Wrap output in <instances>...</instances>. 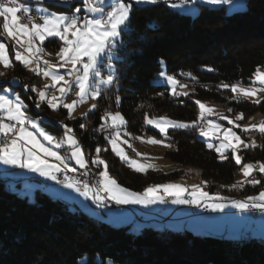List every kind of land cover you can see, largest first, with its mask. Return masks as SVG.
I'll return each mask as SVG.
<instances>
[{"label": "trees", "instance_id": "trees-1", "mask_svg": "<svg viewBox=\"0 0 264 264\" xmlns=\"http://www.w3.org/2000/svg\"><path fill=\"white\" fill-rule=\"evenodd\" d=\"M45 4L58 11L65 8ZM246 5V10L230 15L224 8L199 6L197 15L190 16L163 1L155 5L133 4L129 28L122 32L114 49L117 81L102 91L95 101L97 108L86 118L69 119L67 110L53 111L46 104L36 111L33 105L37 97L31 89L40 86V77L17 61H12L14 67L9 73L21 82L14 92L28 105L29 116L46 117L43 126L54 136L63 134L60 124H68L84 151L93 154L100 148L99 155L106 161L109 174L131 191L141 192L150 185L179 180L184 176L181 169L192 167L200 171L210 195L244 199L261 191L264 182L231 189L239 181L240 166L231 157L220 161L217 153L196 137V129L168 130L165 140L172 146L165 157L182 167L180 170L141 174L112 154L98 127L106 112H119L127 121L125 129L129 133L159 137L145 123V115L149 119L165 116L198 121L195 100L218 102L227 111L231 108V113H243L244 118L255 114L264 117V95L257 105L234 99L229 89L221 87L222 83L249 85L257 66H264V0H246ZM44 46L56 50L60 41L50 39ZM161 62L165 63L167 75L191 90L187 96H173L166 85L153 83L161 71ZM189 72L197 77L195 81L181 75ZM8 85L6 81L0 88ZM116 96L120 97L119 104ZM254 137L257 146L239 153L242 163L264 161V135L257 133ZM70 207L40 189L35 190L30 201L8 190L0 178V264H105L107 260L114 264H264V241L255 237L240 240L201 236L188 230H172L165 224L160 225L161 229L149 224L138 228L131 224L117 226ZM134 227L139 230L135 232Z\"/></svg>", "mask_w": 264, "mask_h": 264}, {"label": "snow or ice", "instance_id": "snow-or-ice-1", "mask_svg": "<svg viewBox=\"0 0 264 264\" xmlns=\"http://www.w3.org/2000/svg\"><path fill=\"white\" fill-rule=\"evenodd\" d=\"M59 2L70 4L72 0H59ZM160 2L161 0H127V2L126 0H83V11L90 14L92 18H89L88 15L83 17L78 15L82 11L81 7H75L74 13L71 15L48 12L47 9L40 8L37 11L40 13L39 21L42 22H37V18L30 14L31 10L18 3V0H0V18L3 19V24L0 25V34H6L19 45L20 49H23L20 51L14 48L16 61L37 76L51 81V84H45L42 89L35 87L31 89L38 97L36 107L40 108L44 103L53 111L62 107L67 109L68 118L72 119L74 118L73 112L79 105L86 104L89 100L96 101L104 89L113 86L117 81L111 61L114 49L117 47V40L121 37L122 32L129 28L133 3L155 5ZM163 2L174 9L197 3L210 6L230 5L238 12L246 7L242 0H180V3L163 0ZM189 15H197V10L192 8ZM50 37L58 38L62 42L56 53L57 63L43 59V55L49 53L45 52L42 45ZM105 57L108 60L106 67L109 69L106 77L101 71ZM0 65L5 69L14 67L7 46L3 42H0ZM60 69H65V74H61ZM208 71H213V69L208 68ZM4 75V72H0V76ZM161 75L170 85L173 96L188 95L187 91H177V86L184 89L187 85L181 84L172 75L164 73ZM181 75L190 77L193 81L197 79L190 72L181 73ZM27 87L25 85V89ZM221 87L230 89L234 99L239 94L244 98H252L253 102L259 105L261 99L257 97V93L264 92V72H261L260 67L257 66L249 87H244L240 82L231 85L222 83ZM70 94H73L76 99H71L68 102L67 98ZM237 102L239 103L238 99ZM116 103H120L119 96H116ZM195 103L199 106L198 120L202 123L198 124L196 121L186 123L167 117L149 119L147 115H145V123L157 129L165 139L168 138L169 128L198 129L200 136L208 140L207 147L217 153L220 161L228 160L230 154L235 164L241 165L240 171L245 179L231 185V189L243 188L245 184H251L254 187L260 184V180L248 178L252 176L253 171L264 175V162L242 163L243 156L239 154L241 147L243 149L255 148L256 142L253 140L251 143H246L234 131V128H240L244 133L256 130L264 135V121L259 125H252L251 128L242 126L236 122L244 118L243 113L231 119L199 100ZM27 107L28 105L18 95L13 99L8 95L0 94V164L2 165L37 173L47 180L62 184L64 188L77 192L85 200H91L98 207H106L109 201L116 205L148 207L168 203V198L171 197L170 203L174 205L202 206L211 212H224L226 208L232 207L241 213L253 210L264 213V190L257 195L248 196L244 200L231 199L221 196L219 193L210 195L209 192L204 191L206 182L190 187L175 183L154 184L146 187L143 192L131 191L109 174L106 161L100 158V148L96 149V158L91 161L96 167L103 165V170L99 172L98 184L89 186L87 182L82 183L67 175L76 172V168L69 166L68 160L75 161V164L81 169L88 168V162L73 129L62 124L64 134L58 139L45 131L38 121L27 114ZM140 107L143 108L144 105L142 104ZM96 108L97 104L92 103L88 111L91 112ZM232 111L231 108L228 109V112ZM84 115L86 116L87 113ZM214 115L219 120H226L233 127H223L216 121L208 119ZM102 119L106 124L110 121V126L116 129L109 143L111 150L121 161L126 162L137 173H146L149 169L156 170L153 164H144L131 159L121 147L122 143H128L126 140L121 141L120 139L121 129L126 126L127 121L119 112L114 114L106 112ZM80 126L84 127L83 124ZM123 135L129 136L130 134L124 131ZM38 137H42L43 141H46L51 147H46ZM135 139L153 145L172 146L165 143L164 140L152 137L147 139L135 137ZM213 139L218 140L219 143L213 144ZM65 145L71 150V155L68 158L55 150ZM128 147L131 148L132 145L128 144ZM136 155L140 156L141 154L136 153ZM50 160L54 162H50ZM58 174H63L62 180L58 179Z\"/></svg>", "mask_w": 264, "mask_h": 264}, {"label": "rangeland", "instance_id": "rangeland-1", "mask_svg": "<svg viewBox=\"0 0 264 264\" xmlns=\"http://www.w3.org/2000/svg\"><path fill=\"white\" fill-rule=\"evenodd\" d=\"M21 1H22L23 5L25 7L30 8L32 6L33 7V10L35 12H37V13H39L37 11L38 9L44 8V9H47L48 12H56L58 14H68V15H71V14L74 13L75 7H81L82 11L78 15H80L82 17L85 16V15H88L89 18H92L90 14H87V13H85L83 11V0H72V3H70V4L69 3H60L59 0H42V2H40V0H21ZM161 1H163V0H161ZM46 2L54 3L56 5H60V6H63L65 8L62 9V10H60V11H58V10H55V9L49 7L48 5H46L45 4ZM126 2H127V0H126ZM170 2L180 3V0H170ZM242 2L246 5V0H242ZM133 4H135V3H133ZM135 5L141 6V5H150V4H135ZM199 6H205V7L213 8V9L224 8L226 14H228V15H230V14H232L234 12H238V11H236L230 5L210 6V5L201 4V3H197L195 5L189 4L187 6H182L180 8H176V9L171 8V7L170 8L173 9V10L178 11L179 13L189 15V12L191 11L192 8H195L197 10V13H198ZM246 9H247V5H246L245 9H243L241 11H244ZM105 10L107 11L108 9L106 8ZM241 11H239V12H241ZM190 16H195V15H190ZM2 24H3V19L0 18V25H2ZM50 39L51 40H53V39L58 40V38H53V37H50L47 40H50ZM47 40H45V42ZM0 42L5 43L6 46H7V49L9 48V46H12V51L13 52L12 51H10V52L8 51L9 52V57H10V59L12 61H16L14 59V56H15L14 48L17 49V50H20V51H23V49H20L19 48V45H17L12 38L7 37L6 34H0ZM37 43H39V42H37ZM61 44H62V42H60V46H61ZM42 46L45 48V52L46 53H49L48 55H43V59L48 60V61H50L52 63H57L58 62V57H57L56 53L59 51L60 46L56 50H52L51 48L45 47L44 45H42ZM114 59H115V54L113 55V59L111 61V63L113 64V66H114V63H113V60ZM107 63H108V60L105 57L103 59V66L101 67L102 74L105 77L107 76V74L109 72V69L106 67ZM65 71H66L65 69H60L61 74H65ZM260 71L261 72H264V66L260 68ZM0 72H4L5 73L4 76H0V84L1 83H5L6 81H9V83H10V85L4 86V87L0 88V94L8 95L9 98H13V99L17 95L21 98V96H20L19 93H15L14 92L16 86H21V82H20L19 79L15 78L12 74H9L10 72H12V68L5 69L2 65H0ZM161 73L166 74V72H165V63L164 62H161V71L157 74V78L155 80H153V83L160 84V85H166L169 88V91L171 93V87H170V85L167 84L166 80L161 75ZM39 77H40V81H41L40 86H38V87L37 86H32V88L35 87L37 89H42L45 84H51V81L50 80H47V79L43 78L42 76H39ZM242 85L244 87H249L251 85V83L249 85H244V84H242ZM257 87H259V85H257ZM5 90H8V91L6 92ZM181 90L187 91L188 93L191 92V90L188 87H186L184 89H181L179 86H177V91H181ZM57 95H58V93H57ZM263 95H264V92L257 93V97L260 98V99H262ZM36 97H37V95H36ZM236 98L245 99V100H247L249 102L254 103L253 100H252V98H244L242 96H239V94H237V97ZM37 100H38V97H37ZM69 100L71 101V99H69ZM69 100H68V102H70ZM195 101H197V100H195ZM199 101H201L202 103L206 104L209 107L214 108L217 112L223 113L225 116H228L231 119H234L236 115L240 114V113H231V112H228L218 102L208 101V100H199ZM92 103H95V101L89 100L88 103L83 104V105H79L75 109V111L73 112V117L74 118H72V119H76V118H79V117H81V118L82 117H85L86 118L87 115L85 116L84 114L89 112L88 110L91 107V104ZM44 104H46V103H44ZM33 107H34V109L36 111H38V109L36 107V104L33 105ZM62 109H64V108H62ZM65 110H67V109H65ZM110 113H113L114 114L116 112H110ZM162 117H165V116H162ZM31 118L34 119V120H36V121H38L40 123L41 127H43L45 129V131H47L48 133H50L43 126V123L44 122H47L46 117H44V116L41 115L40 117H31ZM208 119H211V120L216 121L217 123L221 124L223 127H233L232 125H229L226 120H219L215 115L212 116V117H208ZM262 121H264V117L261 114H255V115H253V116H251L249 118H243L242 120L237 121L236 123H239L242 126H248V127L251 128L252 125H259ZM182 122H184V121H182ZM196 122H200V121L198 120ZM186 123H191V122H186ZM66 125H68V124H66ZM60 126L63 129V134H64V128H63L62 124H60ZM68 126L71 127L70 125H68ZM147 126L150 127V128H152V129H154V130H156L159 133V131L157 129L153 128L151 125H148L147 124ZM102 128H103V130H101ZM170 129H172V128H169L168 130H170ZM183 130H188V129H183ZM98 131L99 132H104V138L107 141L108 146H109V149L112 152V154L116 158H118L120 160V162H122L126 167H128L130 170L134 171L132 168H130L127 165L126 162L121 161V159L118 156H116L115 153L111 150V145L109 143V140L115 134L116 129H114V128H112L110 126V121L108 122V124H106L105 123V120L102 119V123L99 125ZM124 131H127L125 129V127L123 129H121V138L120 139H121V141L126 140L128 143L127 144H123L122 143L121 144V147L124 148L125 152L127 153V155L131 159H135V160H137L140 163L153 164V165H155L156 170L149 169L147 172H149V171H162L164 173H168V172H172V171H175V170H180L182 168V167L177 166L176 164L172 163L171 161H169L165 157V152L169 149V147H164V146H161V145H153V144H150V143L142 142L141 140L135 139V137H142L144 139H147L148 137L133 135V134L129 133L128 131L127 132L130 135L129 136H125V135H123V132ZM234 131H236L237 134L240 135L241 138L246 143H251V141H253L254 138H255L254 136L257 133H260V132H258L256 130H252V131H250L248 133H244L240 128H234ZM50 134L53 135L52 133H50ZM63 134L60 137H62ZM195 135H196V137L198 139L204 141L207 144L208 140L205 137L200 136L198 129H196ZM243 136H247L248 137L247 140L244 139ZM60 137H57V138L59 139ZM149 137H152V138H155V139H161V140H164L165 143H167L166 140H165V137L162 136L161 134H160L159 137H154V136H149ZM38 138L41 140L42 143L45 144L46 147H51L50 145L47 144L46 141H43V138L42 137H38ZM212 143L213 144H218L219 141L213 139L212 140ZM128 144H131L132 147L129 148L128 147ZM96 149H95V151H94L93 154H91L90 151H88V153H87V151H84V149H82V150L84 152L85 159L88 162V167H92L93 169L96 168L95 171L98 168L99 169V170H97L98 172L96 171L97 174H98L101 170H103V165H101L100 167H96L95 165H93L95 168L90 165V164H92L91 161L96 158V155H97ZM133 149H135V151H133ZM242 149L243 148L241 147V150ZM55 150L58 151L61 155L65 156L66 158L70 157V155H71V150H70V148L67 145H65L64 147H62L60 149H55ZM130 153H131V155H130ZM136 153H140L141 155L140 156H137ZM229 157H231L230 154H229ZM100 158L104 160V158H102L101 156H100ZM50 162H54V161H51L50 160ZM68 163H69V166L70 167H74V168H77V169H81V168H79L78 165L75 164V161H73V160H68ZM239 166L241 168V165H239ZM181 171H182V173L184 175L182 178H180L179 180H176V181H170V182H166V183H175V184L184 185L186 187H190L191 185L201 184L202 182H204L201 179L200 171L198 169H195V168H192V167H186V168H182ZM141 174H145V173H141ZM260 175L261 174L258 171H253L252 176H250L248 179L255 178V179L260 180L261 183H262L263 180H264V175H261V176ZM27 176H31L32 177V176H39V175L37 173L28 172L25 169H17V168L11 167V166H6V165L0 164V178L3 179V180H7V182H6L7 189L8 190L15 191L19 195H21V196L28 197V199L31 201L33 199V195H34L35 190L37 188L40 189V190L45 189L46 186L44 188V187H42V186H44L43 184H41V185L39 184V185H35V186L33 185V187H31V189H26L25 191H22V189H20L19 187H17V186L14 185L18 181H22V180L24 181L25 178H28ZM98 176H99V174H98ZM42 179L43 180H47L44 177H42ZM238 179H239V181H243L245 179L240 170H239V178ZM15 180H17V181L15 182ZM28 182L30 184H35L34 181L33 182L32 181H28ZM42 182L43 183H48V184H50V183L53 182L54 184L57 185V187H63L61 184H57L56 182L50 181V180L42 181ZM23 183H26V181L23 182ZM166 183H163V184H166ZM260 184H258V185H260ZM263 188H264V184L262 186V190H264ZM47 191H45V193ZM204 191H207L208 192L207 186L204 187ZM48 192L46 194H49ZM141 192H143V191H141ZM258 193L253 194V195H257ZM253 195H251V196H253ZM57 196L58 195L55 196V195H52L51 194L50 197L53 198V197H57ZM221 196H223V195H221ZM186 198H188L187 195H186ZM81 199L83 200V198H81ZM244 199H246V198H244ZM244 199H238V200H244ZM168 200H169V202L168 203H165V204H155V205L148 206V208H150L151 211H154V212L157 211V213H154L153 216L150 215V217L152 218V220L159 221L160 222V221H162L161 218H164V217H172V218H174L173 221L168 222V223L167 222H164V223L163 222H160V223L161 224H165L166 223L167 224V228L168 227L169 228H172V230H188L190 232H194V234H196L195 233L196 232L195 230H196V227L198 225H200L199 226L200 228H202L203 226L212 227L213 226V220H219V221H221V219L224 218V216H221L220 214H225L226 215L227 213H224V212L226 210H229V213H228V217H229V214L232 211L235 210V208L228 207V208H226V210H224V212H211L209 210H205L202 206L201 207H196V206H193V205H174V204L170 203L171 197H169ZM69 204H71V203H69ZM84 206H85V208H83L85 210L84 212H86L87 214H89L91 216H99L98 218H100L101 220H104V221L106 220L107 222L109 221L110 224H114V225H117V226H126L127 224L129 225L130 223H127V218H130V220H132L134 214L135 215L136 214H139V208H143L144 207V206H141V205H116L114 208L108 209L106 207H98L97 205H95L96 209L99 208L100 211L103 210L102 212H104V213H100V211L94 209V206L93 207L90 206V205H84ZM70 208L71 209H74V207L72 206V204H71V207ZM192 209L195 211V214H192ZM111 210L115 211L116 214H118V216H116V217L117 218H121L122 220L117 221V219H114L112 216L109 217V215L108 216L107 215L106 216L104 215V214L110 213ZM159 213H161V214H159ZM239 215L240 214H238L236 216H239ZM248 216L245 214V217H247L248 222H250V218H249L250 216L249 217ZM116 221H117V223H114ZM233 221L234 220L232 218H227L226 219V222L227 223H225V226H223L221 228H223V229L224 228H227L226 224H229V226H232ZM251 222L253 223L252 220H251ZM222 224H224V222ZM160 225H157V226H159L158 229H161L162 228ZM184 225H187V226H190V227H185ZM203 228H205V227H203ZM217 228L218 227L214 226V229L211 230V231H209L211 233H203L202 232V233H198V234H200L201 236H203L204 234L205 235L206 234L207 235H214V234H218V232H221V230H223V229H220V230L217 231ZM132 230H134V231L137 230L138 231L139 229H135V227H134V228H132ZM137 231H135V232H137ZM217 237H224V236H217ZM226 238H229V237H226ZM84 260H86V258L82 259V261H84ZM105 264H114V263L111 260H107L105 262Z\"/></svg>", "mask_w": 264, "mask_h": 264}, {"label": "crops", "instance_id": "crops-1", "mask_svg": "<svg viewBox=\"0 0 264 264\" xmlns=\"http://www.w3.org/2000/svg\"><path fill=\"white\" fill-rule=\"evenodd\" d=\"M29 9H33V7L31 6ZM67 99L69 100V98H67ZM27 177L28 178H25L24 181L23 180L22 181H18L17 183H20L19 185L17 183L14 184V185L19 187L20 189H22V191H25L26 189H31V187H33V185L35 186V185L43 184L44 186H42V187L45 188V186H46V188H45L46 190L42 189L43 192L48 190L49 192L48 191L47 192L49 193L48 194L49 196H51V194L55 195V196L58 195L57 197H53V198H57V199L63 200L66 203H71L74 207H76V208H78V209H80L82 211H85L83 209V208H85L84 205H90L92 207L94 206V209H96L95 204H93V202L91 200H85L84 197L80 196L77 192H75V191H73L71 189H67V188H64V187H57V185L54 184L53 182H52L53 184L52 183H50V184L43 183L42 181H47V180H43L41 176H32V177L31 176H27ZM4 181L7 182V180H4ZM16 181L17 180H15V182ZM25 181H26V183H23ZM28 181H32V182L34 181L35 184H30ZM263 182H264V180H263ZM81 198H83V200ZM112 203H113L112 205L107 203L106 208H108V209L114 208L116 206V204L114 202H112ZM96 210L100 211L99 208L96 209ZM102 211L103 210H101L100 213H104ZM154 213H157V211L156 212L151 211L150 208H148V207L139 208V214L140 215L139 214H136V215L134 214L132 220H130V218H127V223H130L131 225H133V226L138 228V227H142V226L147 225V224L152 225V226H157V225L161 224L160 222H163V223L167 222L168 223V222H171V221L174 220V218H172V217H164V218H161L162 221H160V222L159 221H154L150 217V215L153 216ZM224 213H227V214L226 215L225 214H220L221 216H224V218L221 219V221L213 220V226L212 227L203 226L205 228H203V227L200 228L199 227L200 225H198L196 227V230H195L196 232L195 233H202V232L203 233H211L209 231L213 230L214 226L218 227L217 231L220 230V229H223L221 227L225 226V223H227L226 219L227 218H232L234 220L232 226H229V224H226L227 228H224L223 230H221V232H218V234H214V235L215 236L232 237V238H237V239H240V240L246 239V238H249V237H255V238H258V239L264 241V213H261L257 218L251 217L249 212L241 213L239 210H236V209L229 214V217H228L229 210H226ZM159 214H161V213H159ZM192 214H195V211L193 209H192ZM238 214H240V215L236 216ZM245 214L247 216L248 215L250 216V217L248 216L250 218V222H248V219H247V217H245ZM104 215L105 216L109 215V217L112 216L114 219H117V221L122 220L121 218H117L116 217V216H118V214H116V212L113 211V210H111L110 213L104 214ZM95 217L98 218L99 216H95ZM251 220L253 221V223L251 222ZM117 221L114 222V223H117ZM223 222H224V224H222ZM165 225H167V224L165 223ZM184 226L185 227H190V226H187V225H184Z\"/></svg>", "mask_w": 264, "mask_h": 264}, {"label": "built area", "instance_id": "built-area-1", "mask_svg": "<svg viewBox=\"0 0 264 264\" xmlns=\"http://www.w3.org/2000/svg\"><path fill=\"white\" fill-rule=\"evenodd\" d=\"M18 3H21L22 2L20 0H18ZM31 10V15L36 17L37 18V22H42V21H39V16L40 14L35 12L33 9H30ZM69 99H76V97L73 95V94H70ZM198 124L199 123H202L201 121L200 122H197ZM131 155V153H130ZM69 177H72L74 179H78L80 180L82 183L84 182H87L89 184V186H96L98 184V181L100 178H90L88 176H86L85 174V171L83 169H77L76 172L74 173H68L67 174ZM58 179H63V174H58ZM108 204L112 205V202H107ZM262 212L260 211H256V210H253V211H249V214L251 217L253 218H257Z\"/></svg>", "mask_w": 264, "mask_h": 264}, {"label": "bare ground", "instance_id": "bare-ground-1", "mask_svg": "<svg viewBox=\"0 0 264 264\" xmlns=\"http://www.w3.org/2000/svg\"><path fill=\"white\" fill-rule=\"evenodd\" d=\"M85 171L86 176L90 177V178H100L97 174V172L95 171V169H93L92 167H88L87 169H83Z\"/></svg>", "mask_w": 264, "mask_h": 264}]
</instances>
